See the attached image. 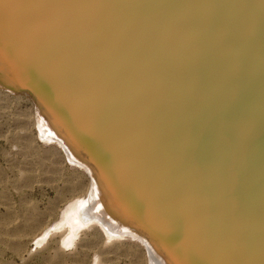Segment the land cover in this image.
Returning <instances> with one entry per match:
<instances>
[{
  "label": "rangeland",
  "instance_id": "1",
  "mask_svg": "<svg viewBox=\"0 0 264 264\" xmlns=\"http://www.w3.org/2000/svg\"><path fill=\"white\" fill-rule=\"evenodd\" d=\"M0 3V264H264V0Z\"/></svg>",
  "mask_w": 264,
  "mask_h": 264
},
{
  "label": "bare ground",
  "instance_id": "2",
  "mask_svg": "<svg viewBox=\"0 0 264 264\" xmlns=\"http://www.w3.org/2000/svg\"><path fill=\"white\" fill-rule=\"evenodd\" d=\"M21 1H22V0H21ZM186 1H187V0H186ZM220 1H221V0H220ZM227 1H229V0H227ZM60 2H61V1H60ZM217 2H218V1H217ZM234 2H235V1H234ZM249 2H250V0H249ZM190 3H191V2H190ZM251 3H252V2H251ZM11 4H12V3H11ZM231 4H232V3H231ZM0 5H1V3H0ZM24 5H25V4H24ZM10 6H11V5H10ZM214 6H216V4H215ZM231 6H232V5H231ZM175 7H176V6H175ZM247 7H248V6H247ZM0 8H1V6H0ZM228 8H229V7H228ZM233 8H234V7H233ZM229 9H230V8H229ZM205 12H206V11H205ZM221 12H222V11H221ZM215 13H216V12H215ZM255 14H256V13H255ZM16 17H17V16L14 17L15 20H18V22L21 23L22 21H21L20 19H17ZM108 17H109V16H108ZM253 17H254V16H253ZM14 18H13V20L11 19V21H14ZM42 18H43V17H42ZM102 20H103V19H102ZM23 21H25V19H24ZM16 22H17V21H16ZM16 22H15V24H16ZM101 23H102V22H101ZM18 24H19V23H18ZM16 26H17V25H16ZM172 28H173V27H172ZM15 29H16V28H15ZM160 30H161V29H160ZM17 31H18V30H17ZM238 35H239V34H238ZM85 36H86V35H85ZM239 36H240V35H239ZM239 39H240V38H239ZM241 39H242V38H241ZM244 40H245V37H244ZM244 40H243V41H244ZM248 40H249V39H248ZM22 41H24V40H22ZM224 41H225V40H224ZM245 41H246V40H245ZM24 42L26 43V41H24ZM236 42H237V41H236ZM25 43H23V45H24ZM225 43H226V42H225ZM240 43H241V42H240ZM193 44H194V43H193ZM23 45H22V46H23ZM25 45H26V44H25ZM170 45H171V44H170ZM231 45H232V44H231ZM244 45H245V44H244ZM199 46H200V45H199ZM245 46H246V45H245ZM89 47H90V46H89ZM96 47H97V46H96ZM91 48H94V49H95V47H91ZM84 49H85V48H84ZM96 49L98 50V48H96ZM233 49H234V48H233ZM25 50H26V48H25ZM25 50H24V51H25ZM29 50H30V49H29ZM29 50H28V52H29ZM82 50H83V49H82ZM95 51H96V50H95ZM24 53H27V51H25ZM62 53H64V52H62ZM30 54H31V53H30ZM65 54H66V53H65ZM65 54H64V55H65ZM69 54H70V53H69ZM67 55H68V54H67ZM70 55H71V54H70ZM70 55H69V56H70ZM81 55H82V54H81ZM13 56H14V57L17 59V61H18L20 64H22V66L24 67L25 63H24V60L22 59V57H21L20 55H18V54H17V55L13 54ZM47 56H50V55H47ZM83 56H85V55H83ZM93 56H94V55H93ZM52 57H53V55H51V59H52ZM67 57H68V56H67ZM71 57H72V56H71ZM71 57H69V58H71ZM87 57H88V56H87ZM48 58H50V57H48ZM54 58H57V57L54 56ZM61 58H62V55H61ZM64 58H65V57H64ZM102 58H103V57H102ZM65 59H66V58H65ZM65 59H64V60H65ZM67 59H68V58H67ZM55 60H56V59H55ZM55 60H53V61H54V62H58V61H59L58 58H57L58 61H55ZM60 60H61V59H60ZM167 60H168V59H167ZM31 61H32V60H31ZM79 61H80V60H79ZM169 61H170V60H169ZM48 63H49V62H48ZM64 64H65V63H64ZM58 65H59V66L62 65V62H61L60 64H58ZM228 65H229V64H228ZM0 66H2V63H1V62H0ZM59 66H58V70H59ZM80 66H81V65H80ZM90 66H91V65H90ZM82 67H83V66H82ZM24 68H25V67H24ZM63 68H64V67H63ZM63 68H62V70H64ZM233 68H234V67H233ZM65 69H66V66H65ZM26 70H27V69H26ZM66 70H67V69H66ZM66 70H65V72H66ZM73 70H74V69H73ZM81 70H83V68H82ZM86 70H87V69H86ZM89 70H90V69H89ZM152 70H153V69H152ZM69 71H70V70H69ZM153 71H154V70H153ZM65 72H63V73L65 74ZM151 72H152V71H151ZM155 72L157 73V70H156ZM27 73H28V72H27ZM57 73H58V72H57ZM57 73H56V74H57ZM89 73H90V71H89ZM29 74H30V73H29ZM56 74L53 73L52 75L55 76ZM68 74H69V73H68ZM72 74H73V73H72ZM90 75H91V74H90ZM228 75H229V74H228ZM32 76H33V75H32ZM40 76H41V75H40ZM53 76H51V77H50V75H46V76H44V77L41 76L39 79L36 78V77H34L35 82L37 83V86H38L39 92L43 91V92H46L47 94H51L52 96H54V94H55V98H56V99H53V98H52V100H54L53 103H55L56 105H58V109H59V106H60L58 102L63 101L64 103H65V102H68L69 104H70V103H73L71 96H72V94L74 93V90H73V93H72V94H71V93L69 94L68 92H66L67 89H65L66 87H64L63 85H62V86L64 87V89H63L62 86H61L62 88L60 87L61 89L59 88V86H60L61 84H64V83H65L64 85L67 86V84L70 83L71 81H70V80H68V81L66 80L67 82H64V81H62V79L59 77L60 79H58V81L60 80L61 82H64V83H61L60 85H58L59 83L57 82V83H58V84H57V83L53 80V78H52ZM70 76H71V75H70ZM92 76H93V75H92ZM62 77H63V74H62ZM66 77H67V75L65 76V78H66ZM152 77H154V76H152ZM157 77H158V76H157ZM159 77H160V76H159ZM167 77H168V76H167ZM216 77H217V76H216ZM54 78H55V77H54ZM221 78H222V77H221ZM223 78H224V77H223ZM34 79H33V80H34ZM67 79H69V78H67ZM70 79H73V78L71 77ZM82 79H83V78H82ZM82 79H81V81H79V83H81V84H82ZM84 79H85V78H84ZM154 79H155V77H154ZM159 79H160V78H159ZM159 79H158V80H159ZM87 80H88V79H87ZM230 80H231V79H230ZM60 81H59V82H60ZM69 81H70V82H69ZM152 81H154V80L152 79ZM205 81H206V80H205ZM31 82H32V81H31ZM72 82H73V80H72ZM85 82H86V81H85ZM97 82H98V81H97ZM66 83H67V84H66ZM75 83H76V82H75ZM155 83H156V82H155ZM180 83H181V82H180ZM33 84H34V83H33ZM90 84H91V83H90ZM90 84H89V85H90ZM73 85H74V84H73ZM77 85H78V84H77ZM87 85H88V84H87ZM87 85H86V86H87ZM89 85H88V86H89ZM94 85H95V84H94ZM195 85H196V84H195ZM195 85H194V86H195ZM221 85H222V84H221ZM225 85H226V84H225ZM69 86H70V85L68 84V87H69ZM71 86H72V85H71ZM80 86H81V85H80ZM80 86H79V85L77 86V90H78V87H80ZM99 86H100V85H98L97 87H99ZM94 87H96V85H95ZM94 87H93V88H94ZM97 87H96V91H97ZM72 88H73V86H72ZM68 89H69V88H68ZM170 89H171V88H170ZM170 89H169V90H170ZM172 89H173V88H172ZM174 89H175V88H174ZM176 89H177V88H176ZM185 89H186V88H185ZM80 90H81V89H80ZM98 90H99V88H98ZM100 90H101V88H100ZM92 91H94V90H92ZM101 91H102V90H101ZM159 91H160V90H159ZM188 91H189V90H188ZM80 92H81V91H80ZM87 92H88V91H87ZM97 92H99V91H97ZM153 92H154V91H153ZM168 92H169V91H168ZM53 93H54V94H53ZM89 93H90V92H89ZM89 93H87V95H88ZM163 93H164V92H162V94H163ZM174 93H175V92H174ZM80 94H81V93H80ZM100 94H101V93H100ZM100 94H98V93L95 92V95H100ZM102 94H103V93H102ZM102 94H101L100 96H102ZM164 94L166 95V93H164ZM164 94H163V96H164ZM169 94H170V93H169ZM73 95H74V94H73ZM93 95H94V94H93ZM154 95H155V94H154ZM167 95H168V94H167ZM175 95H176V93H175ZM168 96L170 97L171 94L168 95ZM190 96H191V95H190ZM98 97H99V96H98ZM106 97H107V96H105V98H106ZM108 97H109V96H108ZM157 97H158V96H157ZM217 97H218V96H217ZM101 98H102V100H103V97H101ZM101 98L98 99L99 103H101L100 101H102V100H100ZM105 98H104V99H105ZM166 98H167V97H166ZM173 98H174V97H173ZM185 98H186V97H185ZM143 99H146V98H143ZM163 99H164V98H163ZM167 99H169V98H167ZM179 99H180V98H179ZM87 100H88V99H87ZM94 100H97V99H94ZM94 100H93V101H94ZM106 100L108 101L109 99H106ZM106 100H105V101H106ZM170 100H171V99H170ZM184 100H185V99H184ZM48 101H49V100H48ZM90 101H91V100H90ZM105 101H104V105L106 104ZM107 101H106V102H107ZM138 101H140V100H138ZM94 102H95V101H94ZM108 102H109V101H108ZM108 102H107V105H109ZM110 102H111V101H110ZM160 102H161V101H160ZM181 102H182V101H181ZM48 103H50V102H48ZM64 103H63V104L61 103V105H64ZM102 103H103V102H102ZM145 103H147V102H145ZM157 103H158V102H157ZM96 104H98V103H95L94 106H97ZM141 104H142V103H141ZM152 104H153V103H152ZM177 104H178V102H177ZM175 105H176V104H175ZM178 105H179V104H178ZM85 106H86V105H85ZM100 106H102V104H101ZM146 106H147V105H146ZM148 106H149V105H148ZM63 107L66 108V106H63ZM97 107H98V106H97ZM103 107H105V106H102V108H100L101 111H102V110L104 111L105 108H103ZM178 107H179V106H178ZM200 107H201V106H200ZM56 108H57V107H56ZM109 108H110V107H109ZM158 108H159V107H158ZM180 108H181V106H180ZM141 109H142V108H141ZM143 109H144V108H143ZM161 109H162V108H161ZM175 109H176V108H175ZM94 110H95V109H94ZM110 110H111V109H110ZM150 110H151V109H150ZM152 110H153V109H152ZM195 110H197V109L195 108ZM75 111H76L75 108H73V109L71 108V110H70V112H72V113H74ZM97 111H98V110H97ZM142 111H143V110H142ZM201 111H202V110H201ZM66 112H68V111H66ZM98 112H99V111H98ZM105 112H106V110H105ZM137 112H138V111H137ZM145 112H146V111H145ZM147 112H148V111H147ZM190 112H191V111H190ZM94 113H97V112H93V114H94ZM109 113H111V111H110ZM99 114H100V113H99ZM101 114L103 115L102 112H101ZM142 114H143V113H142ZM158 114H159V113H158ZM178 114H179V113H178ZM106 115H107V114H106ZM138 115H139V114H138ZM219 115H220V114H219ZM70 116H71V114H69V112H68V113L66 114V117H65V118H67L68 122H70V124H71V126H72V121L69 119ZM88 116H89V115H88ZM98 116H99V115H98ZM104 116H105V113H104ZM154 116H155V115H154ZM168 117H169V116H168ZM171 117H172V116H171ZM191 117H192V116H191ZM215 117H216V116H215ZM65 118H64V119H65ZM72 118L74 119V117H72ZM72 118H71V119H72ZM100 118H101V117H100ZM149 118H150V117H149ZM73 119H72V120H73ZM88 119H89V118H88ZM91 119H94V118L91 117L90 120H91ZM157 119H158V118H157ZM173 119H174V118H173ZM92 121H93V120H91V122H92ZM103 121H104V120H103ZM107 121H108V120H107ZM204 121H205V120H204ZM209 121H210V120H209ZM63 122H64V121H63ZM80 122H81V121H80ZM73 123H74V120H73ZM92 123H93V122H92ZM92 123H91V124H92ZM76 124H77V123H74V125H75L74 127H76ZM161 124H162V123H161ZM250 124H251V123H250ZM204 125H205V124H204ZM238 126H239V125H238ZM238 126H236L237 130L240 129V127H241V126H239V128H238ZM68 127H69V125H68ZM109 127H110V126H109ZM201 127H202V126H201ZM242 127H243V126H242ZM242 127H241V128H242ZM76 128H77V127H76ZM236 128H235V129H236ZM259 128H260V127H259ZM89 129H91V128H89ZM191 129H192V128H191ZM235 129H234V130H235ZM77 130H78V129H75V131H77ZM193 130H194V127H193ZM197 130H198V129H197ZM261 130L263 131V129H261ZM179 131H180V130H179ZM194 131H196V130H194ZM77 132H79V135H80L81 137H83L84 131H83V134H82V132L79 131V130H78ZM87 132H88V131H87ZM175 132H176V131H175ZM194 133H195V132H194ZM263 133H264V131H263ZM195 134H196V133H195ZM84 135H85V137H86V133H85ZM101 135H102V134H101ZM161 135H162V134H161ZM180 135H181V134H180ZM183 135H184V134H183ZM197 135H198V134H197ZM220 135H221V134H220ZM193 137H194V135H193ZM222 137H223V135H222ZM96 138H97V137H96ZM165 138H166V137H165ZM191 138H192V137H191ZM260 138L262 139V137H260ZM260 138H259V139H260ZM194 139H195V138H194ZM214 139H215V138H214ZM69 140H70V139H69ZM209 140H210V139H209ZM263 140H264V139H263ZM262 142H263V141H262ZM262 142H261V143H262ZM86 143L88 144L87 141H86ZM104 143H105V142H104ZM256 143H257V141H256ZM219 144H220V143H219ZM263 144H264V143H263ZM119 145H120V144H119ZM262 146H263V145L261 144L260 147L262 148ZM88 147H89V144H88ZM129 147H130V146H129ZM172 147H173V146H172ZM193 147H194V146H193ZM193 147H192V148H193ZM199 147H200V146H199ZM91 148H93V147L91 146L90 149H91ZM93 149H94V148H93ZM97 149H98V148H97ZM127 149H128V148H127ZM170 149H171V148H170ZM199 149H200V148H199ZM259 149H260V148H259ZM72 150H73V149H72ZM74 150L77 151V152H80V151H78V150H76V149H74ZM225 150H226V149H225ZM262 150H263V149H262ZM132 151H133V150H132ZM94 152H95V150H94ZM199 152H200V151H199ZM219 152H220V151H219ZM249 152H250V151H249ZM81 153H82L83 155L86 154V153H83L82 151H81ZM131 153H132V152H131ZM159 153H160V152H159ZM89 154H90V152H89ZM96 154H97V153H96ZM125 154H126V153H125ZM263 154H264V153H263ZM97 155H98V154H97ZM157 155H158V154H157ZM157 155H156V156H157ZM223 155H224V154H223ZM130 156H131V155H130ZM135 157H136V156H135ZM99 158H100V157H99ZM130 158H131V157H130ZM200 158H201V157H200ZM200 158H198V159H200ZM205 158H206V157H205ZM100 159H101V158H100ZM111 159H112V158H111ZM134 159H135V158H134ZM101 160H102V159H101ZM195 160H196V159H195ZM102 161H103V160H102ZM102 161H100V162H102ZM106 161H107V160H106ZM134 161H135V160H134ZM100 162H99V163H100ZM104 162H105V161H104ZM113 162H114V160H113ZM135 162H136V161H135ZM216 162H217V161H216ZM259 162H261V161H259ZM133 163H134V162H133ZM133 163H132V164H133ZM100 164H102V163H100ZM118 164H119V163H118ZM257 164H259L258 161H257ZM261 164H262V163H261ZM96 165H97V164H96ZM104 165H106V164L104 163ZM213 165H214V164H213ZM221 165H222V164H221ZM236 165H237V164H236ZM135 166H136V165H135ZM219 166H220V165H219ZM131 167H132V166H131ZM133 167H134V166H133ZM136 167H137V166H136ZM107 168L109 169V166H108ZM138 168H139V167H138ZM220 168H221V167H220ZM108 169H106V167H104V166H103V167L100 166V169H97V170H96V173H95L96 175H95V176H98V175H99V172H103V171H107V172H108V171L110 170V169H109V170H108ZM136 169H137V168H136ZM136 169H134V172H135ZM137 170H139V169H137ZM137 170H136V175L138 174L137 176H139V173H140V172H137ZM143 170H144V169H143ZM143 170H142V171H143ZM251 170H253V169H251ZM261 172H262V171H261ZM109 173H110V171H109ZM109 173H108V174H109ZM142 173H143V172H141L140 175H142ZM109 175H110V174H109ZM145 175H146V174H145ZM156 175H157V174H156ZM156 175H154V176H156ZM175 175H176V174H175ZM215 175H216V174H215ZM110 176H112V175H110ZM132 176H133V174H132ZM150 176H151V175H150ZM112 177H114V176H112ZM129 177H130V176H128V178H129ZM128 178H127V181H130V180H128ZM130 178H131V177H130ZM139 178H141V176L138 177V180H139ZM146 178H147V177H146ZM236 178H237V177H236ZM112 179H113V178H112ZM118 179H119V178H118ZM255 180H256V178H255ZM150 181H151V180H150ZM131 182H132V184H135V183H133V182H134L133 179H131ZM131 182H130V184H131ZM137 182L139 183V181H137ZM141 182H142V181H141ZM146 182H147V181H146ZM160 182H161V180L159 181V183H160ZM179 182H180V181H179ZM142 183H143V182H142ZM142 183H141V184H142ZM155 183H156V182H155ZM169 183H170V182H169ZM144 184H145V183H144ZM149 184H150V183H149ZM119 185H120V183H119ZM123 185H124V184H123ZM150 185H152V184H150ZM159 185H160V184H159ZM117 186H118V185H116V187H115V188H116V192H117V193L119 194V196L121 197V203L125 205V199H126V197H127V196H126L127 192L125 193L126 190H125L124 188H123L122 190H121V187H120V189H118L119 186H118V187H117ZM148 186H149V185H148ZM148 186H146V187H148ZM153 186H154V185H153ZM153 186H152V187H153ZM250 186H251V185H250ZM124 187H125V186H124ZM150 187H151V186H150ZM152 187H151V188H152ZM174 187H175V186H174ZM81 188H82V187H81ZM137 188H138V187H137ZM151 188H150V190H151ZM157 188H158V187H157ZM86 189H87V188H86ZM148 189H149V188H148ZM164 189H165V188H164ZM175 189H176V188H175ZM81 190H82V189H81ZM139 190H140V189H139ZM158 190H159V189H158ZM152 191H155V190H153V188H152ZM152 191H151V192H152ZM161 191H162V190H161ZM168 191H169V189H168ZM196 191H197V190H196ZM234 191H235V190H234ZM137 192H138V191H137ZM140 192H141V191H140ZM155 193H156V192H155ZM161 193H162V192H161ZM170 193H172V192H170ZM142 194H143V193H142ZM166 194H167V193H166ZM198 194H199V193H198ZM231 194H232V193H231ZM92 196H93V197H96V196H97L96 191L93 192ZM142 196H143V195H142ZM142 196L140 197L141 199H143ZM147 196H148V195H147ZM154 196H155V195H154ZM161 196H162V195H161ZM170 196H171V195H170ZM229 196H230V195H229ZM234 196H235V195H234ZM129 197H131V196H129ZM150 197H151V196H150ZM225 197H226V196H225ZM231 197H232V196H231ZM144 198H145V195H144ZM161 198H162V197H161ZM165 198H166V197H165ZM167 198H168V197H167ZM200 198H201V197H200ZM233 199H234V198H233ZM80 200H81V199H80ZM145 200H147V199L145 198ZM160 200H161V199H160ZM162 200H164V199L162 198ZM162 200H161V201H162ZM201 200H202V199H201ZM147 201H148V203L145 204V205H147L150 209H153V210L155 209V211H156V208H155V207H152L153 204H152V203H149L150 200L148 199ZM161 201H160V203H161ZM199 202H200V201H199ZM233 203H234V202H233ZM166 204H168V203L166 202ZM173 204H174V203H173ZM176 205H177V204H176V202H175V206H174V205H172V206L176 207V209H177V206H176ZM170 206H171L170 204H169V206L166 205V207H170ZM172 206H171L170 208H173V209H174V207H172ZM231 206H232V205H231ZM164 207H165V206H164ZM166 207H165V209L167 210ZM195 207H197V206H195ZM192 208H193V207H192ZM176 209H175V211H176ZM178 209H179V208H178ZM178 209H177V210H178ZM234 209H235V208H234ZM125 210H126L128 213L131 212L130 210H128V208H127L126 206H125ZM168 210H169V209H168ZM179 210H181V209H179ZM74 211H75V210H74ZM235 211H236V209H235ZM68 212H69V211H68ZM170 212H171V211H170ZM172 212H174V210H173ZM176 212H177V211H176ZM69 213H70V212H69ZM156 213L158 214V212H156ZM235 213H236V212H235ZM239 213H240V212H239ZM71 214H72V213H71ZM171 214H172V213H171ZM173 214L175 215V213H173ZM173 214H172V216H173ZM176 214H177V213H176ZM185 214H186V213H185ZM188 214H189V213H188ZM190 214H191V213H190ZM236 214H237V213H236ZM241 214H242V213H241ZM67 215H69V214H67ZM73 215H74V214H73ZM76 215H77V214H76ZM142 215H143V214H142ZM153 215H154V214H153ZM180 215H181V214H180ZM238 215H239V214H238ZM71 216H72V215H71ZM80 216H81V215H80ZM80 216H79V217H80ZM143 216H144V215H143ZM157 216L160 217V214H158ZM177 216H178V215H177ZM185 216H186V215H185ZM187 216H188V215H187ZM207 216H208V215H207ZM207 216H206V217H207ZM73 217L75 218V216H73ZM153 217H154V216H153ZM202 217H203V216H202ZM69 218H70V216H69ZM145 218H146V217H145ZM161 218H162V217H161ZM187 218H189V216H188ZM204 218H205V217H204ZM176 219H177V218H176ZM178 219H179V218H178ZM178 219H177V220H178ZM183 219H184V218H183ZM193 219H194V218H193ZM205 219H206V218H205ZM70 220H71V218H70ZM81 220H82V219H81ZM170 220H171V219H170ZM202 220H203V219H202ZM163 221H164V220H163ZM163 221H162V222H163ZM186 221H187V220H186ZM188 221H189V220H188ZM204 221H205V220H204ZM79 222H80V221H79ZM93 222H94V221H93ZM93 222H92V223H93ZM139 222H140V221H139ZM179 222H180V221H179ZM70 223H71V222H70ZM34 224H35V223H34ZM74 224H75V223H74ZM140 224H141V222H140ZM142 224H145V223H142ZM142 224H141V225H142ZM157 224H158V223H157ZM163 224H164V223H163ZM192 224H193V223H192ZM220 224H222V223H220ZM153 225H154V224H153ZM153 225H150V227H149V225H148V226L142 225V228H143L144 232H145L146 234L150 235V236H155V235H156V236H159V237H160L159 239H161L162 244H164L165 242L168 243V241H169V244H170V245H173L172 242H171L172 244L170 243V240H167L169 237L166 238L167 236H166V237H165V235L163 236V233L160 232L159 230H157V228H155V227H156V224H155L154 227H153ZM161 225H162V224H161ZM77 226H78V225H77ZM83 226H84V225H83ZM189 226H190V225H189ZM220 226H222V225H220ZM252 226H253V225H252ZM86 227H87V226H86ZM164 228H165V227H164ZM193 228H194V227H193ZM210 228H212V227H210ZM213 228H214V227H213ZM213 228H212V229H213ZM250 228H251V227H250ZM164 230H165V229H164ZM223 230H224V229H223ZM254 230H255V229H254ZM162 231H163V230H162ZM73 232H74V231H73ZM165 232H166V231H165ZM165 232H164V233H165ZM216 232H217V230H216ZM228 232H229V231H228ZM252 232H253V230L251 229L250 234H251ZM263 232H264V231H263ZM152 233H154L155 235H153ZM253 233H254V232H253ZM151 234H152V235H151ZM67 236H68V235H67ZM175 237H176V236H175ZM74 238H75V237H74ZM225 238H226V237H225ZM230 239H231V238H230ZM241 239H242V238H240V241H241ZM165 240H166V241H165ZM172 240H173V239H172ZM226 240H229V239L226 238ZM164 241H165V242H164ZM230 241H231V240H230ZM238 241H239V240H237V242H236L237 244H238ZM242 241H243V239H242ZM174 242H175V241H174ZM231 242H232V241H231ZM169 244H168V245H169ZM232 244H233V243H232ZM232 244H231V245H232ZM234 244H235V243H234ZM170 245H169V246H170ZM238 245H239V244H238ZM173 246H175V245H173ZM182 246H184V245H182ZM235 246H236V244H235ZM240 246H241V244H240ZM175 247H176V246H175ZM197 247H198V246H197ZM237 247H238V246H237ZM237 247H236V248H237ZM171 248H172V250H173V254L176 255V251H175V249H174L173 247H171ZM178 248H179V246H178ZM180 248H181V247H180ZM176 250H178V249H176ZM179 250H180V249H179ZM244 250H245V249H244ZM136 252H137V251H136ZM195 252H196V251H195ZM246 252H247V251H246ZM142 253H143V252H142ZM142 253H141V254H142ZM183 253H184V252H183ZM196 254L198 255V253H196ZM133 255H134V254H133ZM136 255H137V254H136ZM144 255H145V254H144ZM185 255H186V254H185ZM176 256H178V255H176ZM189 256H190V255H189ZM192 256H193V255H192ZM198 256H201V255H198ZM178 257H179V256H178ZM178 257H177V260H178ZM185 257H186V256H185ZM262 257H264V256L262 255ZM137 258H138V257H137ZM179 258H180V257H179ZM203 258H204V257H203ZM210 258H211V257H210ZM179 260H180V259H179ZM179 260H178V261H179ZM188 260H189V259H188ZM191 261H192V260H191ZM201 261H202V260H201ZM203 261H204V259H203ZM137 262H138V261H137ZM179 262H180V261H179ZM196 262H199V261L196 260ZM204 262H205V261H204ZM189 263H190V261H189ZM234 264H235V263H234Z\"/></svg>",
  "mask_w": 264,
  "mask_h": 264
}]
</instances>
